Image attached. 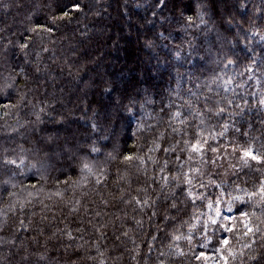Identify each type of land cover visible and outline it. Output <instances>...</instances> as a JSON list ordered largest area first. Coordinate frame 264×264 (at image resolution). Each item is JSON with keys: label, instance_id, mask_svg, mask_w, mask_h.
Segmentation results:
<instances>
[{"label": "trees", "instance_id": "1", "mask_svg": "<svg viewBox=\"0 0 264 264\" xmlns=\"http://www.w3.org/2000/svg\"><path fill=\"white\" fill-rule=\"evenodd\" d=\"M262 37L264 0H0V264H264Z\"/></svg>", "mask_w": 264, "mask_h": 264}, {"label": "snow or ice", "instance_id": "2", "mask_svg": "<svg viewBox=\"0 0 264 264\" xmlns=\"http://www.w3.org/2000/svg\"><path fill=\"white\" fill-rule=\"evenodd\" d=\"M164 3H165V0H159V4H160V5H162V4H164ZM75 7L79 8V5H76ZM188 19L191 20V17H189ZM49 31H50V29H49ZM262 39H264V37H262ZM26 46H27V45H22L21 47H26ZM228 63H232V61L229 60ZM260 103H261V104H264V100H261ZM205 110H206V111H211L210 108H206ZM223 110H224L223 108H218V109H217L218 112H222ZM128 111H131V108H129ZM93 128H94V129L96 128V125H95V124H93ZM174 131H175V130H174ZM185 143H187V141H186ZM191 147H192V149L195 150V151H199V150H200V149L197 147V144H193ZM163 150H164L165 152L169 151V149H167V148H165V149H163ZM91 151H92V152H98L99 149L96 148L95 146H93L92 149H91ZM213 151H214V150H213ZM245 155H246V156H250L251 159H253V160H260V157H258V156H256V155L252 154V152H251L250 150L247 151V152H245ZM125 159H132V157H131V156H126ZM177 159H179V157H177ZM4 164H6V165L10 164V165H16V167H22L23 164H24V161L21 160L20 163L18 164L16 160H8V159H5V160H4ZM33 166H35V165H33ZM166 166H167V165L165 164V167H166ZM85 167H87V165H85ZM161 171L163 172L164 169L162 168ZM164 179H165V181L167 182V177H164ZM98 182H99V181H98ZM187 182L190 183L191 181L189 180V181H187ZM260 191H261L262 193H264V184H262ZM137 203H138V204L147 205L148 201H147V200H144V201L137 200ZM174 206H175V205H173V207H174ZM209 207H211V204L209 205ZM229 210H230V209H229ZM153 215H155V213H153ZM216 215H217V216H220L221 213H220L219 211H217ZM241 215H247V213H241ZM225 219H227V217H225ZM212 223H216V221H215V220H212ZM229 230H230V229H229ZM248 232H252V229L249 228V229H248ZM245 234L247 235V233H245ZM70 235H71V234H69V236H70ZM125 235H127V233H125ZM176 238H178V237H176ZM153 239H155V237H153ZM221 242H222L223 245H227V244L229 243V241H228L226 238H221ZM201 255H203V253H202Z\"/></svg>", "mask_w": 264, "mask_h": 264}, {"label": "rangeland", "instance_id": "3", "mask_svg": "<svg viewBox=\"0 0 264 264\" xmlns=\"http://www.w3.org/2000/svg\"><path fill=\"white\" fill-rule=\"evenodd\" d=\"M118 40H120V38H118ZM216 203L220 206L218 211L221 213V215L218 217H222L224 220H230L231 217L229 219H225V215H227L228 208L222 207V200L217 199ZM224 213H225V215H224Z\"/></svg>", "mask_w": 264, "mask_h": 264}]
</instances>
